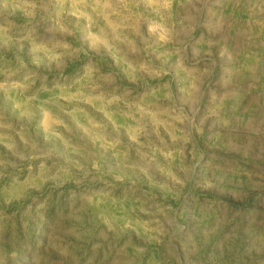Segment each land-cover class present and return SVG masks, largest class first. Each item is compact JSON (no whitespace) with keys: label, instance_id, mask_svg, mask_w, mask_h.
Masks as SVG:
<instances>
[{"label":"rangeland","instance_id":"374dc122","mask_svg":"<svg viewBox=\"0 0 264 264\" xmlns=\"http://www.w3.org/2000/svg\"><path fill=\"white\" fill-rule=\"evenodd\" d=\"M171 8L172 22L196 37L191 64L170 58L171 45L145 34L143 0H0V159L11 167L10 148L25 157L16 175L40 186L19 203L0 205L9 229L29 217L41 225L54 218L50 238L69 233L73 242L87 229L86 238L103 247L88 261L89 246L81 244L80 260L109 264L115 241L94 227V211L106 210L162 234L141 238L136 264H211L241 218L264 213V36L253 23L264 20V0H176ZM152 30L166 38L163 29ZM85 60L91 62L80 72ZM206 67L212 89L232 99L216 103L217 118L199 138L207 159L201 175L215 174L218 183L202 194L194 181L191 194L183 188L173 198L148 188L141 170L158 183L167 176L178 118L169 91L185 86L186 73L205 78ZM99 128L113 138L103 149ZM133 193L147 214L132 203Z\"/></svg>","mask_w":264,"mask_h":264},{"label":"clouds","instance_id":"9594fccd","mask_svg":"<svg viewBox=\"0 0 264 264\" xmlns=\"http://www.w3.org/2000/svg\"><path fill=\"white\" fill-rule=\"evenodd\" d=\"M87 2V0H85ZM145 5L144 12L147 13V19L144 24L145 34L155 39L161 44L171 45L168 50L171 56L183 58L188 64H191V58L188 50L196 37H193L189 30L172 22V8L176 0H143ZM253 23L258 33L264 36V20L255 19ZM153 26L163 29L166 38L159 39V33L153 32ZM92 48V45L89 44ZM93 52L98 49L93 48ZM255 55V53H254ZM90 60L81 63L83 72ZM198 68L200 64L191 65ZM212 69L205 68V78H194L190 73L185 75V86L177 89L175 93L169 91L168 103L171 110L177 115L173 121L176 129V136L169 149V162L172 167L164 177L162 183H158L150 177V171L141 170L142 175L148 181V188H156L161 193H171L173 198L178 196L183 188H187L189 195L193 192L192 185L196 181L201 193H211L214 191L218 179L215 174L201 175L204 170L207 159L200 146V137L206 133V122L215 116L216 103L224 98L232 103V99L224 93L217 92L211 87ZM258 90L264 92V83L258 86ZM233 97L236 95L232 94ZM230 103V104H231ZM3 118L0 117V120ZM4 127L0 123V128ZM103 139H98L96 144L98 149L110 145L113 138L106 133L103 128L97 129ZM4 142L3 135H0V143ZM5 147H8L5 144ZM14 157V163L9 166L8 162L0 159V205L2 207L11 206L13 203H19L24 200L29 190L40 186L36 184H25L15 169L19 167L21 157L11 148L9 149ZM178 161L179 163H176ZM97 167V165H93ZM239 169H234V173H239ZM122 183L123 180L118 178ZM135 184V181H132ZM204 200L216 210V204L213 199L204 196ZM129 197L126 195L119 202L121 209L128 203ZM131 201L134 204L141 205V211L148 210L143 207L140 196L135 193L131 195ZM95 209V205H85V211ZM71 212V208H69ZM94 227L99 230L107 239L115 241L112 248L111 260L109 264H136L141 255L143 247L140 243L143 237L145 241H159L162 234L151 231V227L146 222L132 218L126 214L117 215L109 213L106 210L94 211ZM5 215L0 211V264H87V261H81L79 250L81 244H87L91 255L88 261H95L100 255L103 244L95 243L87 239L88 230H78L77 241L73 242L69 233H62L58 240L51 239L52 225L54 218H49L41 225L34 217H29L27 221H22L19 230L15 225L11 229L4 223ZM212 233L207 231V236ZM198 247V245H197ZM105 254V260H107ZM211 264H264V213H258L257 216L249 221L243 217L238 222L236 229L232 231L227 238L225 252L222 257H211Z\"/></svg>","mask_w":264,"mask_h":264}]
</instances>
